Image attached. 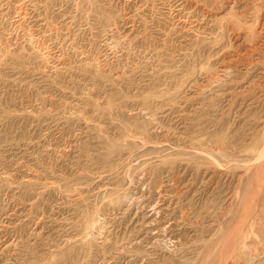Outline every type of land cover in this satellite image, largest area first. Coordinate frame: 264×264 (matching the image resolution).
<instances>
[{
  "label": "rangeland",
  "instance_id": "374dc122",
  "mask_svg": "<svg viewBox=\"0 0 264 264\" xmlns=\"http://www.w3.org/2000/svg\"><path fill=\"white\" fill-rule=\"evenodd\" d=\"M263 32L264 0H0V264H264Z\"/></svg>",
  "mask_w": 264,
  "mask_h": 264
},
{
  "label": "bare ground",
  "instance_id": "6f19581e",
  "mask_svg": "<svg viewBox=\"0 0 264 264\" xmlns=\"http://www.w3.org/2000/svg\"><path fill=\"white\" fill-rule=\"evenodd\" d=\"M236 1H237V0H236ZM218 3H219V2H218ZM236 3H237V2H236ZM209 4H210V3H209ZM213 4H214V3H213ZM244 13H245V12H244ZM185 15H186V14H185ZM190 16H191V15H190ZM261 16H262V15H261ZM188 19H189V18H188ZM262 26H263V25H262ZM261 29H262V28H261ZM261 29H260V30H261ZM260 32H261V31H260ZM263 33H264V32H263ZM228 37H229V36H228ZM252 45H253V44H252ZM259 47H260V46H259ZM256 48H257V47H256ZM256 48H255V49H256ZM260 48H261V47H260ZM256 50H257V49H256ZM243 54H244V53H243ZM246 73H247V72H246ZM260 153H261V152H260ZM258 164H260V165H257L256 167H258V166H262V165H263V164L261 165V163H259V162H258ZM261 168H263V167H261ZM255 169H256V168H255ZM255 169H254V170H255ZM258 169H259V167H258ZM258 169H256V170L258 171ZM253 173H254V174H253ZM253 173H252L253 175H256L255 173H257V172L255 171V172H253ZM259 173H260V171H259ZM260 174H261V173H260ZM253 175H252V176H253ZM253 177H254V176H253ZM259 177H260V176H259ZM259 177H258V178H259ZM254 179H256V178H254ZM259 180H260V179H259ZM249 181H250V180H249ZM256 181L258 182V179H256ZM251 182H255V181L252 180ZM259 183H260V181H259ZM259 183H258V184H259ZM248 184H249V183H248ZM250 185H251V184H250ZM253 186H254V184H253ZM248 187H249V186H248ZM251 187H252V186H251ZM263 187H264V185H263ZM263 187H262V188H263ZM249 188H250V187H249ZM254 188H255V187H254ZM262 188H261V189H262ZM252 189H253V188H252ZM241 190H242V189H241ZM251 191H252V190H251ZM237 193H239V191H238ZM259 193H260V192H259ZM262 193H263V192H262ZM239 194H240V193H239ZM239 194H238V195H239ZM260 194H261V193H260ZM256 195H257V194H256ZM262 195H263V194H262ZM243 196L245 197V195H243V193H242V197H243ZM258 196H259V195H258ZM254 197H255V196H254ZM257 199H258V197H257ZM240 200H242V199H240ZM262 200H264V199L262 198ZM262 200H261V202H262ZM263 204H264V202H263ZM249 207H250V205H249ZM249 207H248V208H249ZM262 207H263V206H262ZM248 210H249V209H248ZM250 210H251V208H250ZM256 211H257V210H256ZM246 212H248V211H246ZM260 212H261V211H260ZM248 213H250V212H248ZM263 214H264V212H263ZM246 215H247V214H246ZM246 215H244V217H246ZM261 215H262V213H261ZM248 216H249V214L247 215L246 219H248ZM252 216H254V215H252ZM253 218H254V217H253ZM256 218H260V217L257 216ZM256 218H255V219H256ZM255 219H254V220H255ZM245 221H246V220H245ZM260 221H261V219H260ZM262 221H263V220H262ZM262 221H261V223H262ZM248 225H249V224H248ZM252 225H254V224H252ZM251 230H252V228H251ZM251 230H249V232H250ZM241 232H242V234H244L243 231H241ZM246 233H248V232H246ZM251 233H253V232H251ZM239 234H241V233L239 232ZM239 234H238V235H239ZM248 234H249V233H248ZM248 234H247V235H248ZM239 236H240V235H239ZM239 236H238V237H239ZM244 236H245V234H244ZM244 236L242 235V237H244ZM239 238H240V237H239ZM231 243H232V242H231ZM221 258H222V257H221ZM208 259H209V258H208ZM225 259H226V258H225ZM225 259H224V261H225ZM214 260L217 261V258L214 259ZM206 261H207V260H206ZM210 262H211V261H210ZM219 262H220V261H219ZM213 263H214V262H213ZM215 263H217V262H215ZM222 264H223V263H222Z\"/></svg>",
  "mask_w": 264,
  "mask_h": 264
}]
</instances>
